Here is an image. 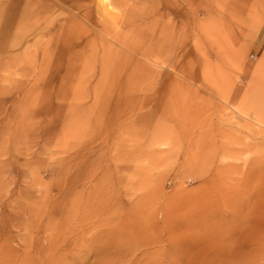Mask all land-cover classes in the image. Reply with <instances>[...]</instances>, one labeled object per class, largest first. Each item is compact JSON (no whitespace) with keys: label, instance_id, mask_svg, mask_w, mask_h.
<instances>
[{"label":"rangeland","instance_id":"1","mask_svg":"<svg viewBox=\"0 0 264 264\" xmlns=\"http://www.w3.org/2000/svg\"><path fill=\"white\" fill-rule=\"evenodd\" d=\"M0 264H264V0H0Z\"/></svg>","mask_w":264,"mask_h":264},{"label":"bare ground","instance_id":"2","mask_svg":"<svg viewBox=\"0 0 264 264\" xmlns=\"http://www.w3.org/2000/svg\"><path fill=\"white\" fill-rule=\"evenodd\" d=\"M103 2H104V1H103ZM103 5L105 6V9H104V10H105L106 12L111 11L110 9H111L112 7H111V5L109 4V2H106V3H104Z\"/></svg>","mask_w":264,"mask_h":264}]
</instances>
